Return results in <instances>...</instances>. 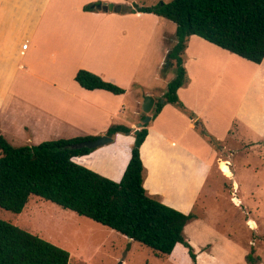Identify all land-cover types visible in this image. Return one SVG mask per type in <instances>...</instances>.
I'll use <instances>...</instances> for the list:
<instances>
[{
    "label": "crops",
    "instance_id": "1",
    "mask_svg": "<svg viewBox=\"0 0 264 264\" xmlns=\"http://www.w3.org/2000/svg\"><path fill=\"white\" fill-rule=\"evenodd\" d=\"M95 1L41 0L30 16L28 9L33 4H26V15L18 26L12 19L18 15H4L7 12L0 10V131L14 142L3 135L10 144L23 146L54 139L99 137L111 125L127 126L130 133H116L111 142L73 158L118 182L131 158L134 131L145 116L142 95L153 96L156 103L164 94L156 87L159 76L164 77L166 84L174 77L170 72L162 75L158 69L176 42V26L173 31L163 17L125 12L122 6L119 13L82 10L85 4ZM3 3L0 0V8ZM24 44L26 49L22 48ZM203 45L249 62L254 72L264 69V59L255 64L196 35L188 39L183 65L189 82L178 88V98L208 134L224 139L230 136L240 114L242 95L236 94L238 104L235 100V105L226 107L219 87L227 79L239 87L242 78L230 76L234 73L230 61L221 54L210 53ZM80 69L125 92L113 94L82 88L74 79ZM250 78L247 87L252 85L255 74ZM234 94L232 89L230 101ZM147 131L139 148L145 170L143 187L163 204L185 214L195 213L218 153L197 131L195 120L172 104H165L150 119ZM201 221L196 218L197 225ZM201 228L207 232L205 226Z\"/></svg>",
    "mask_w": 264,
    "mask_h": 264
},
{
    "label": "trees",
    "instance_id": "2",
    "mask_svg": "<svg viewBox=\"0 0 264 264\" xmlns=\"http://www.w3.org/2000/svg\"><path fill=\"white\" fill-rule=\"evenodd\" d=\"M99 3L85 4L82 10L97 11ZM128 11L153 13L176 26V42L166 56L169 66L174 62L175 76L167 84L163 102L155 103L151 120L165 104L175 105L195 120V128L210 145L219 147L218 141L178 98V88L189 82L183 54L188 39L196 35L242 59L260 64L264 59V0H171L153 7L134 5ZM74 79L87 90L125 92L84 69L78 70ZM148 124H143L134 135L131 158L118 182L73 161L93 149L71 148V145L98 136L14 146L0 134V207L19 214L29 198L37 196L108 227L152 249L158 256L170 255L176 245H182L192 264H196L192 244L184 234L185 226L197 218L196 214H185L163 204L143 187L145 170L139 148L147 135ZM130 132L127 126L111 125L105 135ZM69 258L65 249L0 219V264H69ZM260 260L253 248L245 255L247 264H258Z\"/></svg>",
    "mask_w": 264,
    "mask_h": 264
},
{
    "label": "rangeland",
    "instance_id": "3",
    "mask_svg": "<svg viewBox=\"0 0 264 264\" xmlns=\"http://www.w3.org/2000/svg\"><path fill=\"white\" fill-rule=\"evenodd\" d=\"M27 1L3 0L0 10L7 12L4 15H18L12 18L18 26L26 15V4H33V8L28 9L30 16L31 12L37 11L41 0ZM170 1L123 0V5H118L129 12L130 5L153 7ZM166 22L175 31V25L168 20ZM203 46L210 53L221 54L230 61L234 72L230 76H241V86L236 87L232 79H227L219 90L224 93L226 107L235 105L236 94H241L242 109L228 138L216 139L209 134L220 146L214 147L218 154L195 211L202 221L198 225L196 219L191 221L185 237L192 244L196 264H247L245 255L251 248L261 259L258 264H264V69L260 67L254 72L249 62ZM160 72L162 75L170 72L175 76L174 62L169 66L165 61L158 69ZM253 74L255 79L247 87ZM159 77L157 90L162 89L165 93L167 84L162 80L163 76ZM232 89L235 96L230 101ZM0 134L12 142L7 134ZM223 145L225 149H220ZM0 219L65 249L70 254L69 264H192L182 245H177L170 255L158 256L152 249L130 241L108 227L37 196H31L19 214L0 207ZM202 225L207 232L203 231Z\"/></svg>",
    "mask_w": 264,
    "mask_h": 264
},
{
    "label": "water",
    "instance_id": "4",
    "mask_svg": "<svg viewBox=\"0 0 264 264\" xmlns=\"http://www.w3.org/2000/svg\"><path fill=\"white\" fill-rule=\"evenodd\" d=\"M96 9L99 11H104V12L119 13L121 11V5H118V4L115 5L113 3H100L96 5ZM160 102L162 103L163 99H160ZM141 107H142V111L145 113V116L142 118L141 122L139 123L138 128L134 131V134H137V132L142 128L143 124H146L150 121L151 119L150 112L155 107V98L149 94L142 95V106ZM111 141H112V137H109L107 135H101L94 140L74 143L73 145H71V148L87 147L90 149H94L96 147L105 145ZM129 240L131 241L130 238Z\"/></svg>",
    "mask_w": 264,
    "mask_h": 264
},
{
    "label": "built area",
    "instance_id": "5",
    "mask_svg": "<svg viewBox=\"0 0 264 264\" xmlns=\"http://www.w3.org/2000/svg\"><path fill=\"white\" fill-rule=\"evenodd\" d=\"M26 47H27V45H26V44H24V45L22 46V48H23V49H26Z\"/></svg>",
    "mask_w": 264,
    "mask_h": 264
}]
</instances>
